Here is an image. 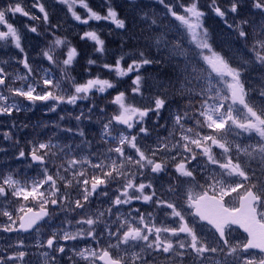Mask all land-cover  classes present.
Returning a JSON list of instances; mask_svg holds the SVG:
<instances>
[{"label": "snow or ice", "instance_id": "1", "mask_svg": "<svg viewBox=\"0 0 264 264\" xmlns=\"http://www.w3.org/2000/svg\"><path fill=\"white\" fill-rule=\"evenodd\" d=\"M124 6L138 33L113 0L103 13L89 0H0V264H264V245L233 242L203 214L248 182L264 224V0ZM57 8L84 26L82 76ZM104 32L121 39L114 60ZM37 111L57 119H17Z\"/></svg>", "mask_w": 264, "mask_h": 264}, {"label": "trees", "instance_id": "2", "mask_svg": "<svg viewBox=\"0 0 264 264\" xmlns=\"http://www.w3.org/2000/svg\"><path fill=\"white\" fill-rule=\"evenodd\" d=\"M113 2L118 7L121 15L126 16L128 18L130 27L133 28V31L138 33L139 32V28H138L137 25L133 24L131 12L124 6L125 5V0H113ZM222 2L226 4L227 0H222ZM89 3H90V6L93 9H95L98 12H101V13L104 12V0H89ZM144 3H149V0H144ZM56 11L60 12L58 8L56 9ZM78 11L83 12V9H78ZM54 14L56 16L57 14H60V13H55L54 12ZM72 22H73V26H74L75 22L74 21H72ZM92 24L94 26H97V27L101 26L102 28L109 27V25H107V24H105L103 22H101L99 25H96V22H92ZM207 24L215 32L218 44H223L225 42V40L228 39V37L226 36V33H224L222 31L223 25L221 24V22L219 21V19L217 17H215L214 15H209L207 17ZM82 27H84V26H76V28L72 27L75 30L74 33L65 32L64 30H62V35H67L68 38L70 39L71 43L74 44L80 51V54H81L80 63L76 67V72L74 73L78 77L85 74L84 73V69L86 67L85 61H86L87 57L91 54V47L89 45H86L83 41H81L79 39V35L77 34L78 33V28H82ZM103 36H104V38L107 41V46H108V49H109V59L110 60H114L116 55L121 52V47H120L121 39H120V37H118V36H116L114 34L113 35H108L107 32H104ZM29 41H31V42H28L29 45H32V44L36 43L34 40H29ZM134 43H135V41L129 40L128 43L124 45V50L127 51L129 49H132L134 47ZM96 71H97L96 69H93V75H95ZM149 72L153 76L156 75V73L153 70H151V69L149 70ZM147 74L148 73H146V75ZM103 75L105 76V78H108V74L107 73H103ZM125 79H127V78H125ZM160 79L161 80L166 79V77L163 75V73L160 74ZM128 83L130 84V80L128 81ZM148 83L151 85V84L156 83V81L149 80ZM126 86L127 85H123L122 84L121 88L123 89ZM113 94H115V93H113ZM99 102L101 104L104 103V101H102V100L99 101ZM110 107H112V106H110ZM165 115H167V114L165 113ZM17 119L19 121L35 123L37 120H40V119L54 120V119H57V116L56 117H50V116L44 117V116H42V114L39 111H37V112H33V113H28L27 116H17ZM63 123H65V124L73 123L74 124L75 121L65 120ZM14 131L16 132V134L19 137H23L24 139L26 137H30V135L33 134L31 129L24 130V131H17V130L14 129ZM51 131H53V129L49 128V129L45 130V134L46 133H50ZM93 135H94V133H91V132L89 133V136H93ZM30 170H32V169H30Z\"/></svg>", "mask_w": 264, "mask_h": 264}, {"label": "water", "instance_id": "3", "mask_svg": "<svg viewBox=\"0 0 264 264\" xmlns=\"http://www.w3.org/2000/svg\"><path fill=\"white\" fill-rule=\"evenodd\" d=\"M252 195L247 194L240 199L235 211L226 210L216 199L208 198L203 202L205 218L217 229L218 221L222 226L231 225L246 235L247 241L264 245V225L258 223L254 210L250 205ZM251 234V235H249Z\"/></svg>", "mask_w": 264, "mask_h": 264}, {"label": "flooded vegetation", "instance_id": "4", "mask_svg": "<svg viewBox=\"0 0 264 264\" xmlns=\"http://www.w3.org/2000/svg\"><path fill=\"white\" fill-rule=\"evenodd\" d=\"M164 179L166 180L167 178L165 177ZM165 186H166V185H165ZM201 188H202V186H201ZM201 188L198 189V186H197L195 190L200 191V192H203V189H201ZM201 190H202V191H201ZM249 190L252 191V186H250V187L247 188V189H242V190H241V194H240L239 196H237L235 199L232 198L231 196H234L236 193H233V194H230V193H229V194L219 193V195L216 196V198L222 200V202L224 203V206H225L227 209H229V210H234V209L237 207L238 199L240 198V196H242L245 192H247V191H249ZM204 191H205V190H204ZM230 195H231V196H230ZM143 207L146 208V209L148 208L147 205H144ZM148 210L151 211V209H148ZM260 212H261V215H264V202H261ZM160 218H161V219L163 218L162 214H161ZM0 219H6V218L0 216ZM188 219L191 220L192 217L189 216ZM217 221H218L217 229H227V228H232V229H234V231H232V233H231V238H232L233 242H235V241H242V242L245 241L244 236H243L241 233H239L238 230H236L235 228H233V227H231V226H228V225H227V226H222V223H221L219 220H217ZM57 222H58V221H57ZM205 227H206V226H205ZM196 228H197V231H198V232L202 231V226H201L200 224H197V225H196ZM206 234L208 235L209 239L212 238V234H211L210 232H209V233H206Z\"/></svg>", "mask_w": 264, "mask_h": 264}, {"label": "rangeland", "instance_id": "5", "mask_svg": "<svg viewBox=\"0 0 264 264\" xmlns=\"http://www.w3.org/2000/svg\"><path fill=\"white\" fill-rule=\"evenodd\" d=\"M49 2H50V0H49ZM53 12H55V13H59L58 11H56V9H54L53 10ZM24 18H18V21H17V23H19V20H23ZM60 23H62V24H64L65 26L63 27V28H65V29H67L68 27L67 26H72L73 28H76V26H73V22H71V24H69V23H67L65 20H63V21H60ZM100 27V26H99ZM35 41V40H34ZM36 42V41H35ZM247 135V134H246ZM254 135V134H253ZM32 135H30V137H31ZM89 138L91 139L92 138V136H89ZM16 166H19V165H16ZM26 169V168H25ZM29 171V169H26L25 170V172H24V176H26V177H28L30 174H32V173H29L28 172ZM33 173H35L36 174V172L35 171H33ZM256 176L260 179V181L262 182V183H264V176H260V174H259V171H257V173H256ZM34 177V176H33ZM249 185V183L248 182H245V186H244V188H241L239 191H230V189L232 188V187H234V185H225L224 187H225V189H229V190H226V191H221L220 193H225V194H233V193H236L234 196H231L232 198H236L237 196H239L240 194H241V190L242 189H247L248 186ZM201 186H202V188H201ZM199 188H201V189H203V191L204 190H206L205 189V187L203 186V183H201L200 185H198V189ZM197 191V190H196ZM202 191V190H201ZM4 220H6V219H4ZM58 223V222H57ZM46 230V229H45ZM4 236H5V241H6V238H7V234H4Z\"/></svg>", "mask_w": 264, "mask_h": 264}, {"label": "bare ground", "instance_id": "6", "mask_svg": "<svg viewBox=\"0 0 264 264\" xmlns=\"http://www.w3.org/2000/svg\"><path fill=\"white\" fill-rule=\"evenodd\" d=\"M58 22H60V21H58ZM67 27H68L67 29L63 28L62 30H64L65 32H72V33L75 32V30L72 28V26H71V28H70V26H67ZM28 42H31V41H28ZM17 167H19L21 169V175H22V168L20 166H17ZM33 176L35 177L36 174H30L29 175V177H33Z\"/></svg>", "mask_w": 264, "mask_h": 264}]
</instances>
